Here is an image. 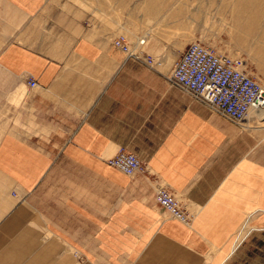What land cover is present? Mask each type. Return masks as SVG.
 I'll return each instance as SVG.
<instances>
[{
  "label": "crops",
  "instance_id": "1",
  "mask_svg": "<svg viewBox=\"0 0 264 264\" xmlns=\"http://www.w3.org/2000/svg\"><path fill=\"white\" fill-rule=\"evenodd\" d=\"M167 9L131 59L127 0H0V264H264V128L170 83L163 42L196 39Z\"/></svg>",
  "mask_w": 264,
  "mask_h": 264
},
{
  "label": "built area",
  "instance_id": "2",
  "mask_svg": "<svg viewBox=\"0 0 264 264\" xmlns=\"http://www.w3.org/2000/svg\"><path fill=\"white\" fill-rule=\"evenodd\" d=\"M113 46L121 50L126 57L138 59L145 48V40L140 39L134 43L119 36L113 40ZM144 60L148 66L161 64L160 60H153L149 56H145ZM169 81L239 125L251 112L264 110V89L246 73L243 60L219 55L200 43L194 42L187 46L175 63ZM27 85L36 86L32 79L27 80ZM107 164L128 177L142 172L138 158L123 150L109 159ZM154 200L172 218L187 223L188 217L170 192L158 189Z\"/></svg>",
  "mask_w": 264,
  "mask_h": 264
},
{
  "label": "rangeland",
  "instance_id": "3",
  "mask_svg": "<svg viewBox=\"0 0 264 264\" xmlns=\"http://www.w3.org/2000/svg\"><path fill=\"white\" fill-rule=\"evenodd\" d=\"M55 1L72 6L82 0ZM107 1H111L115 7L120 5L122 0ZM127 1L129 12L132 13L128 26L130 42L135 43L144 39L145 47L148 46L150 35L146 30L152 27L150 21L152 8L160 7L163 10L168 8L167 15L171 14L172 20L192 23L196 39L190 42L180 40L163 42L172 52L182 55L187 46L195 42L219 55L240 58L245 64L246 73L264 89V0ZM255 116L256 126L264 128V113ZM241 234L243 235L244 231Z\"/></svg>",
  "mask_w": 264,
  "mask_h": 264
},
{
  "label": "bare ground",
  "instance_id": "4",
  "mask_svg": "<svg viewBox=\"0 0 264 264\" xmlns=\"http://www.w3.org/2000/svg\"><path fill=\"white\" fill-rule=\"evenodd\" d=\"M264 113V111L262 110V111H255L254 112V115H262ZM252 114H253V112H252Z\"/></svg>",
  "mask_w": 264,
  "mask_h": 264
}]
</instances>
